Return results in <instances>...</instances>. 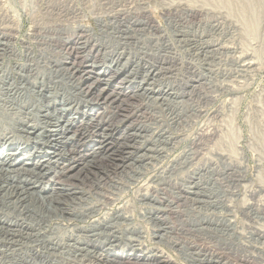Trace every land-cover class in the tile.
<instances>
[{
  "label": "rangeland",
  "instance_id": "obj_1",
  "mask_svg": "<svg viewBox=\"0 0 264 264\" xmlns=\"http://www.w3.org/2000/svg\"><path fill=\"white\" fill-rule=\"evenodd\" d=\"M191 11L195 16L188 15ZM0 35V44L10 45L12 51L0 58L1 69L7 64L16 73V64H21L28 65L23 74L53 70L52 83L63 88L68 82V87L75 86L80 74L84 81L90 73L84 87L93 94L103 91L101 124L80 130L75 138L89 149L108 140L111 160L99 158L94 171L76 183L81 188L77 196L92 199L100 213L85 220L72 217L69 225L51 220L48 229H56V223L69 227L54 231L63 244H74L76 250L96 244L101 255H153L162 264H199L186 255L197 251L202 259L211 255L225 264H264V0H0ZM115 59L120 64L117 60L113 65ZM244 60L253 67H241ZM59 66L63 71L57 74ZM156 75L153 83L150 78ZM29 98L19 105L0 99V157L10 147H28L34 153L33 138L45 131L38 127L31 136L21 126L24 117L16 113L34 105ZM86 105L69 104L72 115L67 119H77V126L79 116L89 111ZM128 133L136 136L134 141L129 136L131 148L121 153ZM50 148L46 145L42 156L55 162L54 153L62 149ZM87 159L78 162L80 167ZM61 180L45 181L44 194L74 186L67 178ZM148 208L165 211L168 236L159 230V221L150 218L155 215ZM8 212L0 207V222ZM115 214L126 215L128 220L118 225L120 231L128 230L111 246L102 238L97 244L85 233L65 232L94 226ZM21 220L18 223L25 221ZM32 241L21 247L0 234V264H27L37 248ZM184 247L186 253L180 252ZM41 251L52 259L59 256L64 264H98L95 252L83 253L89 259L76 262L73 253L64 256L43 247Z\"/></svg>",
  "mask_w": 264,
  "mask_h": 264
},
{
  "label": "bare ground",
  "instance_id": "obj_2",
  "mask_svg": "<svg viewBox=\"0 0 264 264\" xmlns=\"http://www.w3.org/2000/svg\"><path fill=\"white\" fill-rule=\"evenodd\" d=\"M137 11H139V10H137ZM193 13L194 12L191 11L188 13V15L190 17H192L194 15ZM129 42H131V41H129ZM126 52H128V51H126ZM13 53L16 54L17 52L13 51ZM7 54H12V51L10 50V45H7L5 43L4 44L1 43L0 44V58H4L5 56H7ZM120 57H121V55H120ZM117 60L118 59L113 60L114 63H112V64L116 65L117 63L115 64V62ZM118 63L120 64L119 60H118ZM31 64H30V67L31 66L34 67V65H31ZM33 64H36V63H33ZM16 65H18V66H15L16 67V73H12L9 65L7 66V64L5 67L3 66L2 69L0 68L2 70V72L0 73L1 74V76H0V89H1L0 99L6 101L7 103H11L12 105L14 103L16 105H19L18 101H21V100L26 99L27 97H30L31 100H33V102H34L33 106H29V108H32V110H30L28 108L31 111V113H29V114L26 113V111L28 109H26V111H24L25 113L24 112L22 113L19 111L20 109H22V108H20L18 110L19 112H17L16 115L20 116V117H22V116L24 117V118L22 117L24 119V121H23L24 124H21V126L23 125L24 126L23 128L28 129V130L26 129L27 131H24L25 133H27V135L29 132H30L29 134L31 136L36 135L35 131H37L36 128L38 129V127L42 128V129L44 128L45 131L43 132L44 134L42 133V136H41V131H40V133H37V135L33 138L34 143L32 145H33V150H34L33 152L34 153H29L27 151L28 147L22 148V149L19 148L17 150H11L10 149L11 147H10V148H8L9 149L8 152L5 153L6 156L4 158L0 157V207L2 209H4L5 212L9 211L8 215L5 216L6 221L2 220L3 222H0V234H4L6 236V239H8V240L10 237V241H12V244H19L21 247L26 246L25 244H27V246H28V240L32 239L33 241L31 243H33V244L35 242L36 245L34 247H37L38 249L37 248L35 250L33 249V252H34L33 258L30 259L29 261H27V264H64V262H60L59 256L58 257L53 256L54 258H57V259H54V258L52 259V256L48 255L50 253L47 254V253H44V251L40 252V249L42 247H43V249H46V248H49L51 250L54 249L55 252L57 251L58 253H60L61 255L63 254L64 256L67 254L72 255V253H73V255H74L73 258H74V260H77L76 262H78V261L82 262L83 258H85V257L88 258V256H85V255L82 256L83 253H85V254L86 253L87 254L92 253L93 254V252H95L96 253L95 256L97 255L95 258L97 259L96 262L98 264L100 262H102L100 264H162L163 260H160L159 258H157V261H156V260H154L153 255H144L141 253L140 254H134L133 253V254L128 255V254H124V253L113 254L110 252H108V253L105 252L106 253L105 255H101L102 250H100V248H97L96 244H92L91 246L88 245V247H85V248L83 247V248H79L76 250L74 248V244L73 245H71V244L65 245V243L63 244V242L65 240H62L61 237H58V236L56 237V235L54 234V231L57 232L59 229L69 230L68 226H67L68 228H62L63 226L56 223V226H57V227L55 226L56 229L54 227H51V229H48L49 227H47L46 225L48 223H50L51 220L52 221L53 220L58 221V220L62 219L63 223L68 224V223L72 222L71 221V219H73L72 217L81 218L82 220H85V219H87L88 216H91V214H95V213L99 214L100 213V207L99 206L96 207L94 203L92 204V202H93L92 199L90 200L89 198H86V196H85L86 199H84V197L82 195H81L82 197L80 196L81 198L79 196H77L79 194L78 193L79 190H81V188H79V186H78V184H79L78 182H80L79 180L82 178H87L91 174V172L94 171V167L96 165H98L95 163V161H99L98 160L99 158L103 161L108 160L109 159V150H111V149L109 148V144L107 143L108 140L106 138H103L99 142V144L95 147V149L94 148L89 149V145L86 146V143H83L81 145L80 142H82V140H76L75 141V138H76V136H78V134L81 133L80 130L87 131L88 129H91L93 126H95V125L98 126V124H101L100 123L101 118H100V115L98 113L99 112L98 110L102 108L101 104H99L100 103L99 101H101V96L103 94V91L101 89H99V91L97 93L93 94V90L91 88L88 87L89 88L88 89V88L84 87L86 85V83L89 81L90 73L87 75V77L84 81H81V77H83V76L80 74L81 77L79 76L80 78H78L77 84L74 82V84H76L75 86L68 87L69 86V82H68V86H67L68 88L67 87L63 88L58 84V82L52 83V81H53L52 80L53 70H52V72H50V74L40 73V71L38 69H34L33 71L30 70L27 74H23L27 70L28 65H25V66H23V65L20 66L21 64H16ZM253 65H254V63L249 62V60H244L241 67L245 68L246 70H249L253 67ZM116 67H118V66H116ZM58 68L60 70H56V73L60 74L63 70H62L61 66H59ZM152 68L153 67H151V69ZM151 69H150V71H153ZM74 70H75V68H74ZM155 71L156 70H154L153 72H155ZM75 72H77V71H75ZM154 74H156V73H154ZM158 75H160V74L158 73ZM97 76L99 78L104 77V75H101L100 73H98ZM69 77H68V79H69ZM94 78H95V76H94ZM156 78H157V75L153 76L150 79H152L154 81L153 83H155L157 81ZM111 80L112 79L110 78L109 81H111ZM97 81H102V80L98 79ZM161 81H162V79H161ZM142 82H144V81H142ZM96 84H98V83H96ZM76 88H77V90H76ZM160 92H158V93H160ZM77 96L81 97V99H76L75 97H77ZM169 96H170V94H169ZM174 96H175V94H174ZM164 97H166V96H164ZM156 100H158V99H156ZM6 102H5V104H6ZM75 102H77V103H75ZM82 102L84 103V105L87 104L86 106L90 107V108H89V111L83 113V116H79L81 118V120L79 121V124L76 126L77 119H75L74 121L70 120L69 118L67 119L68 115H72V113L70 112L71 107L69 106V104H74L76 106H79L78 108H80V105L82 107ZM21 104L23 106L24 103H21ZM109 104H107V105H109ZM57 106H59V107H57ZM26 107H28V106H26ZM13 108H14V106H13ZM77 111L78 110L76 109L75 112H77ZM78 114H79V112H78ZM27 119H31V120H27ZM64 119H65V121H64ZM20 123L18 122V124H19L18 128L19 129H20ZM5 128H3V129H5ZM47 128H50L51 130H47ZM8 129H11V128L8 127ZM21 131L23 132V130H21ZM94 131H95V129H94ZM6 132H9V131L6 130ZM12 132H10V133H12ZM71 132L73 134L70 136ZM5 134H7V133H5ZM131 134L129 135V133H128V135H127L128 138L125 137L124 142L121 141L122 142L120 145L121 146L120 147L121 153H122V151L124 152V150L131 148V146L129 145V142H128L129 140H127V139H129V136H130V139H133V141H134V138L136 136L134 134H132V135ZM46 137H47V139H46ZM106 137H112V135L107 134ZM89 139L90 138H87L88 141H89ZM41 140L45 141V143H42ZM46 140H47V142H46ZM12 144H14V143H12ZM44 144L51 146V148H52V146H55V147H59L62 149V152L59 151L57 153H54V158H55L54 161L55 162L51 161V159L53 157L49 158V160L47 161L46 160L47 158L44 159L45 156H42L43 149L46 148V145H44ZM67 145L72 146L70 150L67 149ZM139 148H141V147H139ZM147 149H148V147H147ZM84 151L86 152V154L84 153ZM1 152L2 151H0V153ZM132 155L129 156V159H131ZM24 156H26V162L22 163L21 159ZM33 158H36V159L33 160ZM84 158L85 159L89 158V159H87V162L83 163V165H81V167H80L78 162H83ZM77 160H79V161H77ZM109 160H111V158ZM115 166H117V165H115ZM54 177H56L57 179H60V180H61V178H67V180L69 182H72V184L74 186H70L68 189H66L67 187L66 188L62 187L60 189L56 188V189H53L49 194H48V192H46L47 194L46 193L44 194L43 191L45 188L44 187L45 181H48L50 178L54 179ZM101 180H103V179H101ZM76 183H78V184H76ZM69 184H71V183H69ZM198 195H200V194H198ZM147 197H148L147 195L143 196V198L148 199ZM152 197L153 196H151V198ZM191 200H193V199H191ZM196 203H198V202L196 201ZM81 204L85 205L86 207L85 206L82 207ZM76 206H78V207H76ZM148 209L151 210L150 215H155V217L151 216L150 218H152V220H154V222H155V220L159 221L158 223L161 225V227H160L161 229L159 228V230H161L164 233V235L168 236L167 228L165 227V225H167V221H169V220L165 217V211L164 210H158V209H157V211H154V209H150V208H148ZM170 210H172V209H170ZM166 211H168V210H166ZM105 215H107V214H105ZM125 216L126 215H123V214L122 215H120V214L116 215L115 214V215H113V217L111 216V218L109 217V219H106L105 221L93 223L94 226H91L88 228H84V227H75L74 228L73 227V229H70V231H65V232L85 233L86 238L87 237L94 238V240L91 241L92 243L101 244L103 241H106V242H108L109 246H111V243L120 242L121 238H119V236L122 235L123 231L126 232L128 230V229H126V230L123 229L121 231L119 230V227L121 225L120 226L118 225V221L122 220L124 222L125 219L128 220L127 217H125ZM21 218L23 219L21 221H24V220L25 221L23 223L22 222L18 223V221ZM115 221H117V222H115ZM70 224H72V223H70ZM136 230L137 229H135V230L133 229V232H135ZM107 232H109L110 234H108ZM129 232H131V231H129ZM91 233H96V234L90 235ZM103 233L104 234L107 233V234L102 236ZM83 236L84 235H82V237ZM124 236H126V235H122V237H124ZM128 236H130V235H128ZM101 238L103 241L100 240ZM163 238L164 237H162V239ZM63 239H65V238H63ZM126 239L124 241L127 242V241H130L132 238L130 240H129V238H126ZM68 240H70V239L68 238ZM133 240H131L130 242H134ZM130 242H128V243H130ZM51 246H53V247H51ZM194 246H191V248H193V250L198 249V248H194ZM89 248L90 249L92 248L93 251L90 252ZM73 250H75V251H73ZM110 250H112V249H110ZM186 251H187L186 247H184V252H183L182 248H181L180 252L186 253ZM199 251L202 252V249L201 250L199 249ZM205 251L206 250H204V252ZM56 255H58V254H56ZM186 255L189 258H191V260H194V261H191L193 263L198 262L199 264L200 263H202V264H225L222 261H219L220 258H218L219 260L216 258L218 260V261H216L215 258L210 257L211 255L210 256L204 255V259H202L201 258L202 256H200L201 254L198 251L195 254H192V255L186 254ZM17 256H18V254H17ZM66 257H65V259H66ZM68 257H70V256H68ZM196 260H199V261H196ZM67 262H69V261H67Z\"/></svg>",
  "mask_w": 264,
  "mask_h": 264
}]
</instances>
